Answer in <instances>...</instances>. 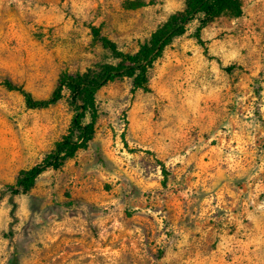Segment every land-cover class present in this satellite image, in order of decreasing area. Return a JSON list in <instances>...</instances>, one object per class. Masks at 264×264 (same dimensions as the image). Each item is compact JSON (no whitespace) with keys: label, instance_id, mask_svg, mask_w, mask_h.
<instances>
[{"label":"rangeland","instance_id":"1","mask_svg":"<svg viewBox=\"0 0 264 264\" xmlns=\"http://www.w3.org/2000/svg\"><path fill=\"white\" fill-rule=\"evenodd\" d=\"M186 2L0 0V264H264V0L200 36L198 14L149 92L101 88L89 148L12 194L73 111L68 94L29 110L3 82L47 99L62 74L115 63L92 27L134 53Z\"/></svg>","mask_w":264,"mask_h":264},{"label":"trees","instance_id":"2","mask_svg":"<svg viewBox=\"0 0 264 264\" xmlns=\"http://www.w3.org/2000/svg\"><path fill=\"white\" fill-rule=\"evenodd\" d=\"M131 6L141 7L144 3H133ZM227 12L239 16L242 12L241 0H187L185 9L171 15L151 39L134 53L120 51L115 42L102 36L100 29L92 27L95 40L113 56L115 63L98 64L83 73L62 74L55 90L47 99H36L23 87L5 80L3 84L8 90L23 95L29 110L56 106L68 94L67 102L73 111L68 133L56 143L55 148L40 164L20 173L16 184L11 187L13 196L29 194L45 172L61 170L69 160L89 148L97 130L99 110L96 95L101 88L110 82L128 78L132 81L134 90L149 92V72L163 56L165 49L185 35L187 25L201 14L203 17L198 29L200 36L203 28ZM13 205L15 212L16 204Z\"/></svg>","mask_w":264,"mask_h":264}]
</instances>
